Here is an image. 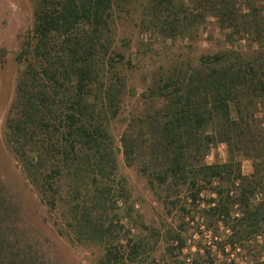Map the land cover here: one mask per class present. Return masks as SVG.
<instances>
[{
	"label": "trees",
	"instance_id": "trees-1",
	"mask_svg": "<svg viewBox=\"0 0 264 264\" xmlns=\"http://www.w3.org/2000/svg\"><path fill=\"white\" fill-rule=\"evenodd\" d=\"M125 1L36 0L32 28L17 55L22 66L4 120L5 142L40 200L54 207L56 193L67 181L77 231L106 243L113 221L106 228L92 223L85 203L97 198L100 178L109 180L116 167L108 123L118 112L125 84L114 70L123 57L112 49L113 8ZM207 3L224 28L236 25L237 9L229 10L225 0ZM259 14L250 9L242 17L252 26ZM199 62L204 67L194 68L188 77L166 76L151 86V96L157 94L160 103L153 101L152 113L143 117L148 133L140 127L135 135L127 125L121 134L125 162H144L152 188L165 191L172 185L165 202L169 197V213L175 210L179 217L176 224L158 229L163 251L157 259L147 253L148 241L136 232L141 229L132 204L127 214L135 233L126 242L122 264H239L244 257L250 264H264V133L255 128L257 116L240 105H264V57L245 58L224 50ZM207 128H213L214 136L204 134ZM216 138L226 142L227 160L200 162L197 157ZM240 150L255 160L249 175L236 160L234 152ZM202 201L206 206L201 207ZM2 205L0 264H32L6 237ZM190 236L192 246L187 245ZM122 258L118 248L105 247V264Z\"/></svg>",
	"mask_w": 264,
	"mask_h": 264
},
{
	"label": "rangeland",
	"instance_id": "rangeland-1",
	"mask_svg": "<svg viewBox=\"0 0 264 264\" xmlns=\"http://www.w3.org/2000/svg\"><path fill=\"white\" fill-rule=\"evenodd\" d=\"M35 1L0 0V199L3 202L1 209L6 211L2 220L6 237L12 241L14 250L21 255L26 254L32 264H105L102 261L105 247H116L120 256L124 258L126 255V242L135 233L127 214V209L133 204L141 229H136V232L148 241L147 253L158 259L163 251L158 229L176 224L179 219L174 214L175 210L169 213L172 211L170 204H166L169 197L165 202V195L172 191V185L165 191L152 188L144 175V162L128 165L122 152L121 134L127 125L135 135L140 132V127L148 133V127L142 120L152 113L153 101L155 105L160 103L157 102L158 95L151 96L150 90L159 79L165 81L166 76L177 75L188 77L194 68L204 67L199 62L201 57L224 50L237 51L245 58L252 54L264 57V29L261 27L264 23V0H225L229 10L237 9L240 15L236 25L229 28L218 22L216 12L210 13L208 0L200 3H196L197 0H173L166 6L164 2L158 4L159 0H127L115 4L112 49L123 57V61L116 64L114 70L125 84L118 112L108 123L116 167L109 180L100 176L97 198L85 203L90 207L92 223H102L106 228L113 221L107 243L89 240L85 233L77 231L72 212L74 202L68 199L70 189L67 181L62 182L56 193L54 207L41 201L35 188L25 180L20 163L5 142L4 120L14 98L16 77L22 66L17 55L32 28ZM250 9L260 13L258 22L252 26L247 17H242ZM254 29H257L255 34L250 32ZM172 89L170 87L168 91ZM240 105L247 113L257 116L255 128L264 133V105L246 106V102ZM219 124L220 121L218 127ZM204 134L214 136L213 128H207ZM217 139L199 154L200 162L208 165L227 160L228 146ZM245 151L234 154L240 161L242 173L249 175L254 170L255 160L245 155ZM148 153L145 151L143 157L147 158ZM249 153L253 154L251 150ZM97 180L95 176L90 182L96 186ZM93 192L94 189H90V193ZM202 196L206 198L208 194ZM204 206L206 202L202 201L201 207ZM193 239L190 236L187 245L192 246ZM261 243L262 239H259L258 244ZM187 247L185 252L189 251ZM254 247L251 246L249 251ZM123 258L112 264H122L125 262ZM247 259L240 258L239 264H250Z\"/></svg>",
	"mask_w": 264,
	"mask_h": 264
}]
</instances>
